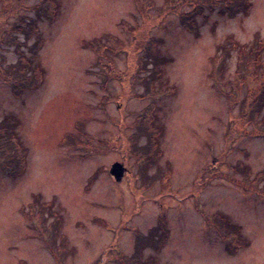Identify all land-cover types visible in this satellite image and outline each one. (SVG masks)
Returning <instances> with one entry per match:
<instances>
[{
	"label": "rangeland",
	"instance_id": "1",
	"mask_svg": "<svg viewBox=\"0 0 264 264\" xmlns=\"http://www.w3.org/2000/svg\"><path fill=\"white\" fill-rule=\"evenodd\" d=\"M167 1L0 0V264H264V0Z\"/></svg>",
	"mask_w": 264,
	"mask_h": 264
},
{
	"label": "trees",
	"instance_id": "2",
	"mask_svg": "<svg viewBox=\"0 0 264 264\" xmlns=\"http://www.w3.org/2000/svg\"><path fill=\"white\" fill-rule=\"evenodd\" d=\"M185 1L190 2V3L196 2L197 4L196 14H193L194 11L192 13H181L184 18L190 19L189 23H191L192 26L195 25V18L197 16H205V10L203 6H206L210 10L219 9L221 14H225L226 12H228L231 15H234L235 13H238V12H247L250 7V3L248 2V0H183V2ZM167 2H169V4L171 5V9L173 8L177 9L178 8L177 4L180 1H178L177 3L175 2V0H168ZM254 43L255 44H253L252 49H250L249 47L243 48L242 46L243 51L241 52V54L245 59L239 61L238 69H237L238 77H236V80L238 81V79L239 80L248 79V77L249 79H253L249 81L253 82L254 85H256V88L253 89L254 91L253 90L250 91V96L253 99H249V104L246 102V105L249 106L248 108L252 109L250 111H252V114L254 115L253 118L258 119V116L261 114V111H263V107H264V75L261 72L257 74L259 71H255V70L258 69L257 67L259 64L254 65L253 61H256V60L260 61L261 57H264L263 56L264 55V39H258ZM222 56H225V55L223 54ZM219 58L220 57H218L217 55V57H215L214 59V62H217ZM218 63L219 61L216 63V66H218ZM245 66L249 68V70H247ZM35 70L37 71V68ZM23 71H25V68L23 69ZM30 79L31 78L27 76V79L25 81L28 82L30 81ZM19 81H21V79ZM24 86H27V85H24ZM247 109L246 107H243L242 116L246 115V113L248 112ZM12 121L14 122L15 120H12ZM261 123H264V121H262ZM1 132L4 134L7 133L6 128H3ZM15 136H16L15 133H12L10 129L8 138L14 143L15 142L17 143V147H18L17 156L21 155L22 158H25V148L21 146L19 139L18 138L16 139ZM0 141L2 140L0 139ZM15 157H16V154L15 156H12V158H15ZM6 165L7 163H4L3 168L5 170H8L10 173L12 170H10L9 166L6 167Z\"/></svg>",
	"mask_w": 264,
	"mask_h": 264
},
{
	"label": "water",
	"instance_id": "3",
	"mask_svg": "<svg viewBox=\"0 0 264 264\" xmlns=\"http://www.w3.org/2000/svg\"><path fill=\"white\" fill-rule=\"evenodd\" d=\"M126 171L127 167L123 162L120 161L114 162L109 169L110 174L115 178L117 182L122 181Z\"/></svg>",
	"mask_w": 264,
	"mask_h": 264
}]
</instances>
